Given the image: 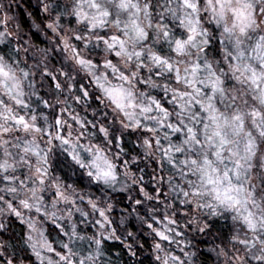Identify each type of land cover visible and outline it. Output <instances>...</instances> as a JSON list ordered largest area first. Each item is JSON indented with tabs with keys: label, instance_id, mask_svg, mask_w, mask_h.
Here are the masks:
<instances>
[{
	"label": "snow or ice",
	"instance_id": "1",
	"mask_svg": "<svg viewBox=\"0 0 264 264\" xmlns=\"http://www.w3.org/2000/svg\"><path fill=\"white\" fill-rule=\"evenodd\" d=\"M14 6L0 264H264V0Z\"/></svg>",
	"mask_w": 264,
	"mask_h": 264
},
{
	"label": "trees",
	"instance_id": "2",
	"mask_svg": "<svg viewBox=\"0 0 264 264\" xmlns=\"http://www.w3.org/2000/svg\"><path fill=\"white\" fill-rule=\"evenodd\" d=\"M34 5H35V0H22V6L19 7L18 9L14 6V11H16L19 16L26 19L27 17H26L25 9L28 8L31 9L32 11H35ZM204 247H207V245H204ZM114 251L115 250H113V253Z\"/></svg>",
	"mask_w": 264,
	"mask_h": 264
}]
</instances>
